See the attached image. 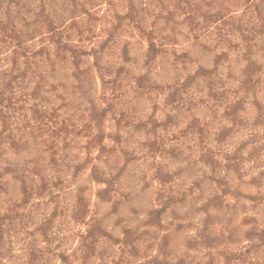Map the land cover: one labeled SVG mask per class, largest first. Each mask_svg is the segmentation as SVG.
<instances>
[{"label": "rangeland", "instance_id": "rangeland-1", "mask_svg": "<svg viewBox=\"0 0 264 264\" xmlns=\"http://www.w3.org/2000/svg\"><path fill=\"white\" fill-rule=\"evenodd\" d=\"M116 4L123 15L124 3ZM101 10V21H83L91 28L83 42L69 33L72 46L95 54L75 64L43 43V106L71 129L59 165L48 163L35 137L24 149L0 142V215L23 197L18 170L39 167L62 181L50 187L58 193L52 202L48 194L34 197L6 222L14 229L5 224L0 264H26L31 245L46 248L39 223L51 213L50 253L36 264H264V238L250 235L264 230V34L246 43L230 22L221 34L211 24L194 36L178 13L157 23L149 57L151 15L145 30L125 20L109 31L112 12ZM244 19L249 28L251 18ZM248 64L257 70L245 83ZM93 135L103 150L88 145ZM92 165L106 184L92 179ZM79 197L87 210L73 219ZM91 227L106 236L84 238Z\"/></svg>", "mask_w": 264, "mask_h": 264}, {"label": "trees", "instance_id": "trees-1", "mask_svg": "<svg viewBox=\"0 0 264 264\" xmlns=\"http://www.w3.org/2000/svg\"><path fill=\"white\" fill-rule=\"evenodd\" d=\"M124 3L125 12L123 15L114 11L117 7L116 0H0V142L8 144L15 149L29 147L28 137H35L34 143L41 148L42 152L49 154L48 163L56 166L60 163L58 157L59 145H68L69 125L65 120H58L56 109L47 111L44 106L42 95L43 76L39 73V60L44 55H49L45 41L55 48L57 56H64L69 53L75 64L80 55L95 54L97 51L91 49L89 53L72 46L69 43L70 32H75L79 37V42H83L84 32L90 33L91 28L83 29L82 23L87 25L95 21H101L98 11L106 7L108 12H112L113 21L109 23V31L119 28L122 21H127L135 27L143 29V24L147 17H153L152 26L147 30L148 54L149 57L157 51L155 31L157 23L161 20L169 24L171 19L178 13L183 15V23L188 27V31L194 36L205 33L211 24L221 33L224 32L222 26L232 23V30L241 31L242 40L251 42L254 34H264V0H121ZM162 6L161 10L154 11L153 2ZM166 1L172 3V7L166 5ZM120 2V0H119ZM152 8V9H151ZM215 8V9H214ZM214 9V11H212ZM251 18L248 22L252 25L247 27L244 17ZM253 17H258L254 20ZM243 21V22H242ZM253 21H257L255 24ZM247 23V22H246ZM237 24L236 26H234ZM145 30V29H143ZM93 36H90L91 39ZM34 43L42 44L35 47ZM253 64H248L245 69V83L252 80V74L256 72ZM33 83V85H31ZM92 121L94 127L98 126L101 114L94 108L92 110ZM93 128V127H92ZM37 137H39L37 139ZM90 146H97L103 150L102 137L93 135ZM63 160V159H61ZM228 164L232 160L228 157ZM78 166V165H77ZM81 166L75 167L76 172ZM34 167L32 171H17L16 178L21 183L22 199L18 205L11 207L5 215H0V251L3 246L5 224L21 216L17 209L27 205L34 197L50 195L47 203L52 202L58 193H52L50 187L54 188L62 185V181L51 182V177L42 175ZM92 179L99 184H106V179L100 177L92 165ZM260 178L264 176L262 167ZM10 171V170H9ZM30 172L33 176L28 175ZM15 173V172H14ZM35 178L38 182L35 181ZM103 189L99 194L105 192ZM253 198V197H251ZM77 208L73 214V219L82 218L87 210L82 197L76 200ZM10 212V213H9ZM55 218V213L40 220L39 229L42 230L43 242L48 245L41 249L36 245H31L26 264H36L39 260L45 259V250L50 246L52 237L49 234V227ZM8 225V224H7ZM9 226V225H8ZM11 231L14 229L9 226ZM38 229V230H39ZM9 231V230H8ZM93 231H102L99 227H91L87 230L85 237H91ZM10 232V231H9ZM17 232V231H16ZM106 236V233H101ZM253 237L264 238V230L250 233ZM258 240L259 242L262 240ZM253 245V244H252ZM50 253V250L48 249ZM53 256V255H51ZM239 260V259H238ZM66 264V263H65Z\"/></svg>", "mask_w": 264, "mask_h": 264}]
</instances>
